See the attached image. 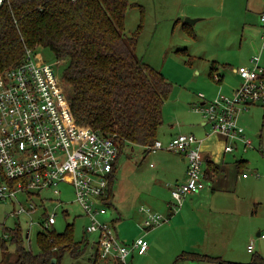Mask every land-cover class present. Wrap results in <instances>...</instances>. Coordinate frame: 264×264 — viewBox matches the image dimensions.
<instances>
[{"label":"rangeland","instance_id":"1","mask_svg":"<svg viewBox=\"0 0 264 264\" xmlns=\"http://www.w3.org/2000/svg\"><path fill=\"white\" fill-rule=\"evenodd\" d=\"M129 1L133 5L127 10L124 34L131 36L138 32V44L135 51L137 56L161 71L173 85L164 103L163 124L158 134H163L170 125L174 124L172 126L174 127L182 124L188 128L186 131L188 133L181 134H194L200 139L198 132L204 130L202 122L206 119L194 108L203 101L201 94L209 98V90L214 87L215 91V88L219 86L218 82L209 77L210 68L216 62L215 65L219 66L218 68L224 69L219 62L238 56L243 38V31H241L243 22L251 18L257 20L258 15L252 10L264 4V0ZM183 9L190 12L189 15H196L180 17L182 13L178 11ZM175 15L181 18V22H185L187 18L198 19L192 27L193 31H185L184 23L182 25L177 23L174 26ZM140 26L142 29L137 31ZM39 52L42 59L47 62L60 61L57 71L59 73L63 71L65 61L58 60L52 49L41 47ZM246 114L250 116L249 126L243 127L253 146L244 151L241 145L235 153L231 154L230 159H225L222 164L225 170L219 172V177H224V174L232 177L240 174L238 176L240 178L246 173L249 176L247 180L244 179L250 187L248 193H245V196L240 195L241 186L244 190L246 188L244 183H238L237 187L235 186L226 194H222L218 187L210 190L211 199L207 198L208 194L203 195L202 200L205 204L199 205V212H194L193 218L186 222L189 224H183L181 227L176 224L174 228H165L160 236L157 235L156 233L171 223L169 220L158 227L159 230L154 228V231L157 229L156 232H153V229L148 231V234L154 233V241L158 243L151 260H145L144 256L135 252L134 258L129 257L127 264H150L148 261L154 262L156 258L160 262L158 264H216L179 259L185 250H192L189 247V241L198 239L204 231L210 235L206 246L211 256H219L225 261L240 263H250L255 254L264 256V239L257 235L260 230L264 233V110L257 104L252 106ZM206 128L209 134L212 133L210 124ZM162 155L160 152L146 151L145 147L132 144H128L120 155L116 180L113 184L115 197L105 204L108 215L117 219L116 230L122 242L129 243L128 241L131 242L147 233L142 226L146 213L141 209L151 208L158 212L153 205V203L156 205L159 203L156 198L158 187L168 188L166 186L168 181L172 183V180L157 173L163 161ZM169 156H171L170 153ZM242 158L246 162L238 173L237 163ZM3 180L4 173L0 168V184ZM60 190L63 192L60 197L64 202L63 208L56 209V203L51 201L45 204L49 213L58 214L57 223L54 225L56 231L63 232L67 224L74 223V238L78 241L85 239L87 242V248L79 258H74L66 252L60 264H90L91 257L96 252L95 242L98 240V234L85 231L90 221L85 216L84 209L74 201L73 186L62 182ZM234 192L236 196L232 194ZM45 196L51 197L52 194L46 193ZM19 197L25 200L24 196L19 195ZM16 207L18 208V203L10 199L0 201V260L1 239L4 238L3 228L20 227L25 237L27 231L31 229L27 218L12 215ZM67 209L69 214L64 215L63 211ZM42 212L36 214L37 222L42 218ZM159 213L167 216L161 211ZM104 222L109 221L104 220ZM40 230V227H34L30 236L31 242L28 243L26 238L24 241V245L34 253H39L40 250L37 243V234ZM248 244H253L255 248L253 252L248 251ZM7 245L10 252H15L14 243L7 240Z\"/></svg>","mask_w":264,"mask_h":264},{"label":"built area","instance_id":"2","mask_svg":"<svg viewBox=\"0 0 264 264\" xmlns=\"http://www.w3.org/2000/svg\"><path fill=\"white\" fill-rule=\"evenodd\" d=\"M4 1L0 0V5ZM260 21L264 51V11ZM40 48H26L22 63L0 73V168L4 173L0 201L10 199L18 203L12 215L28 219L31 229L27 231L26 239L30 243L34 227L52 229L57 223L58 214L49 213L45 204L51 201L56 203V209L63 208L60 183L69 184L74 189V201L84 209L90 221L85 231L98 234L95 246L99 257L127 264L135 252L145 254L150 242L145 236L130 243L122 242L114 223L100 219L106 214L105 203L112 195L111 177L118 162L119 145L113 137L75 119L68 86L57 71L60 61L43 60ZM237 71L242 79L239 88L194 109L215 131L227 139L241 140L247 150L252 147V141L238 118L250 104L264 108L261 53L251 58V66L242 65ZM147 149L151 152L167 149L187 157V180L172 188L171 211L179 210L187 195L206 187L205 158L195 135L178 134L167 144L158 139ZM225 150L233 151V146L227 145ZM46 193L52 196L46 197ZM40 211H43L42 218L37 222L35 217ZM141 211L146 213L143 224L147 231L169 221V217L151 208ZM66 213L68 211L64 210L63 214ZM259 237L264 238V233ZM4 238H9V234L4 233ZM248 246V251L253 252V244Z\"/></svg>","mask_w":264,"mask_h":264},{"label":"trees","instance_id":"3","mask_svg":"<svg viewBox=\"0 0 264 264\" xmlns=\"http://www.w3.org/2000/svg\"><path fill=\"white\" fill-rule=\"evenodd\" d=\"M131 5L129 0H6L0 5V73L22 63L28 47L52 49L58 60L65 61L60 74L68 86L75 119L113 137L119 145L118 159L128 144L148 151L158 140L163 106L173 86L161 71L137 56L138 32L124 34ZM183 28L193 31L187 23ZM207 164L219 169L211 162ZM237 164L239 172L244 161ZM117 168L118 162L112 186ZM74 225L67 224L63 232H57L54 226L40 230L39 253L24 245L26 237L20 227H4L9 238L1 239L0 264H60L66 252L79 258L87 242L74 238ZM7 240L16 245L15 252L9 251ZM179 259L264 264V256L259 254L253 255L250 263L196 252H184ZM90 264L124 263L102 259L96 251Z\"/></svg>","mask_w":264,"mask_h":264},{"label":"crops","instance_id":"4","mask_svg":"<svg viewBox=\"0 0 264 264\" xmlns=\"http://www.w3.org/2000/svg\"><path fill=\"white\" fill-rule=\"evenodd\" d=\"M263 8H264V4H261L252 10L253 13L255 12L258 15L257 20H253L251 18V19L245 20V23L243 22V25L241 28V31H243V38H242L241 45H240L241 51L238 54V56H236V57L231 56L232 58H228V59L223 60L222 62H219L220 64L223 65L224 69L218 68L219 66L215 65L216 62L211 66V68H210L211 71L209 72V77H211L212 80L218 82L219 86L215 88V91H214V87H212L211 90H209V95H210L209 98H207L204 94H202L201 98H203V101L200 104L205 103V102L215 101L222 94H231L237 88H239V86L242 82V79L239 76V74L237 73L238 72L237 68L242 66V65L251 66V58L255 54L261 53V64L264 65V51H262V38H261L262 24L260 21V15L264 11ZM178 12L182 13L180 17H186V16L194 17L196 15V14H190L189 15L188 13H190V12L186 11L185 9L180 10ZM180 19H179V17L177 18L176 15H175V17H173V21L175 22L174 26H176L177 23L178 24L180 23L181 25L183 23H185V22H181ZM145 21H146V19H145ZM189 25H191V24H189ZM191 26L193 27V25H191ZM227 68H229V69H227ZM254 105H257V104L248 105L247 108L242 112V114L239 115L238 119H239L240 125H242L244 127L249 126L250 116H249V114L247 115L246 113ZM258 106H261V105L258 104ZM263 110H264V108H263ZM163 111H164V106H163ZM202 124L204 125L205 131L199 130L198 133H199L200 139L197 137L196 138L199 140V146L201 149V153H202L203 157L205 158V165H206L205 167L206 168H204V180L206 181L205 182L206 187L199 192L192 193V195L191 194L187 195V197H185V199L183 201L181 208L176 212L171 211V206L173 204L172 203V201H173L172 197L173 196H171V190L176 185L181 184L187 180V167H188L187 157L185 156L184 153L173 152V151H170L167 149L159 150V151L155 152V153L160 152V154H163L161 156L163 159V161H161V167L157 171L158 175L160 174L161 176H165V177H167V179L172 180V183L171 182L169 183V181H168V185L166 184V186H168V188L167 187H161V188L158 187V191L156 192L157 193L156 198H157V201L159 203L157 205L155 203H153V205H155V207H156V210H158V212L161 211V212L165 213V215H167L169 217V220L171 221V223L168 226L164 227L162 230H160V232L156 233L159 236L161 235V231H163L165 228H169V229L174 228L176 224L178 227H181L183 224H189L186 222H188L190 220V218L191 219L193 218L194 212H199V210H200L199 205L205 204V202H203V200H202L204 198L203 195L208 194L207 198L211 199L212 196L209 194L210 190H212V189L215 190L216 187H218V189L220 190V192L222 194H226V192H231L235 186L237 187L238 183H240V184L244 183L246 185L245 193L247 194L249 191L250 187H249V185L247 186V184L245 183V182H247L245 180H247L249 178L248 175L246 177L242 176L243 179H242V177H240V178L238 177L240 174H238V176H237V174L235 176L233 175V177L230 175L224 174V177H222V178L219 177V172L221 170H223V168H224V166H222V164L224 163L225 159H230L231 154L235 153L240 148L241 145H242L243 150H244V143L241 142V140L239 141V140L227 139V138H225V136H223V134H220L219 132L215 131L213 128H212L213 129L212 133L209 134L208 133L209 130L206 127L210 123L207 121H203ZM173 125H170L169 129L164 130L163 134H161V135L158 134V139L163 141L165 144H167L174 136H176L178 134L188 133V132H186V131H188V128L185 125L180 124L178 126L172 127ZM205 133H208V134L205 135ZM227 145H232L233 151H226L225 147ZM252 146H253V142H252ZM244 151H246V150H244ZM167 152H169L171 154V156H169V153H167ZM239 161H244V163L246 162V160H244V158L240 159ZM208 162H211L214 166L218 167L219 169L216 171L212 168H209L208 164H207ZM237 162H238V160H237ZM118 167H119V159H118ZM224 170H223V172H224ZM237 170H238V168H237ZM117 171H118V168H117ZM207 182H208V185H207ZM213 194H215V192H213ZM232 194H234L236 196L235 192ZM114 197H115V194L112 191V195L110 196V200L113 199ZM67 211L69 214L68 209H67ZM235 211H238V210H235ZM238 213L241 214L239 211H238ZM108 216L109 215H108V209H107L106 214L101 215L100 219L102 218L103 221L105 220V221H109V222L114 223L115 228H117V225H118L117 219H115L114 216H111V217L110 216L108 217ZM142 226L144 227V224H142ZM157 229L159 230V228H157ZM157 229H156V231H157ZM154 230L155 229H153L152 231L156 232ZM149 231H151V230H149ZM116 232H117V230H116ZM146 232L147 233H145L144 235H141V236L142 237L145 236L146 238L149 236V238H147L148 240L150 239L149 240V242H150L149 249L145 254H143V255L138 254V255L144 256L145 260H151L153 255H154V251L157 249L158 243L154 241V238H153L154 233L153 232H152V234L151 233L148 234V231H146ZM260 232H261V230H260ZM209 238H210V235L206 231L202 232V234L199 236L198 239H194V241H191V240L189 241V244H190L189 247L192 248V250L189 249V250H185L184 252H196V253H200V254H209V252L207 250L208 248L206 246V243L209 242ZM262 239H264V238H262ZM128 242L130 243V241H128ZM131 258H134V256L132 255ZM109 260H113V259L110 258ZM153 261L154 262H151V261H148V262H150V264L160 263L157 258ZM192 261H195L198 263L199 262H206V261H196V260H192Z\"/></svg>","mask_w":264,"mask_h":264},{"label":"water","instance_id":"5","mask_svg":"<svg viewBox=\"0 0 264 264\" xmlns=\"http://www.w3.org/2000/svg\"><path fill=\"white\" fill-rule=\"evenodd\" d=\"M198 19H193V18H187L185 22H187L188 24L194 25L195 23H197ZM240 195L241 196H245V190L244 188L241 186V191H240ZM260 231L257 233V235H260Z\"/></svg>","mask_w":264,"mask_h":264}]
</instances>
